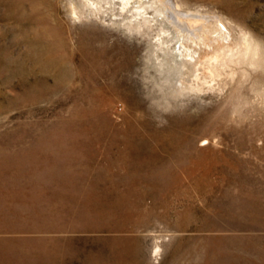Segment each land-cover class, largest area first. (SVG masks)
I'll use <instances>...</instances> for the list:
<instances>
[{
  "label": "rangeland",
  "instance_id": "rangeland-1",
  "mask_svg": "<svg viewBox=\"0 0 264 264\" xmlns=\"http://www.w3.org/2000/svg\"><path fill=\"white\" fill-rule=\"evenodd\" d=\"M14 1L0 0V264H264V0H182L261 59L178 97L154 38L105 3L74 21L75 0ZM39 18L57 29L46 43Z\"/></svg>",
  "mask_w": 264,
  "mask_h": 264
},
{
  "label": "bare ground",
  "instance_id": "bare-ground-1",
  "mask_svg": "<svg viewBox=\"0 0 264 264\" xmlns=\"http://www.w3.org/2000/svg\"><path fill=\"white\" fill-rule=\"evenodd\" d=\"M24 1H14L11 6L24 14V10H21ZM102 2L112 11L113 23L122 25L145 39L154 38L155 41L151 44L157 51L164 53L162 60L157 59L161 63L166 62L164 66L171 67L167 72V81L172 85L174 96H181L188 91H201L207 79L206 75H216L220 65L244 61L257 65L260 62V49L251 42L249 34L242 32L240 38H235L229 21L219 15L203 14L200 9L197 10L199 12L185 9L182 0H75L71 4L74 21L98 20L104 8ZM32 8L36 16L39 9L36 5H32ZM43 29L48 37L56 35L57 29L49 24L47 18H39L38 30L34 35L45 43L48 38L46 40L47 35L42 34ZM1 51L2 48L0 53ZM54 53L53 44H47L42 60H57ZM159 252L157 249L155 255Z\"/></svg>",
  "mask_w": 264,
  "mask_h": 264
}]
</instances>
